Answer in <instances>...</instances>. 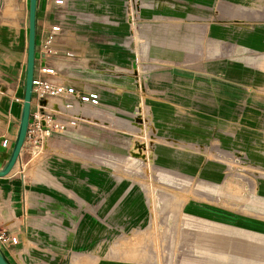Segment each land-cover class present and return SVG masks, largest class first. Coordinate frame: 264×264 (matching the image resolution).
I'll return each instance as SVG.
<instances>
[{"label":"rangeland","instance_id":"374dc122","mask_svg":"<svg viewBox=\"0 0 264 264\" xmlns=\"http://www.w3.org/2000/svg\"><path fill=\"white\" fill-rule=\"evenodd\" d=\"M19 5L20 0H0V31L6 22L16 26L12 62L4 64L9 70L4 74L12 80L19 75L22 96L27 13L25 24L18 21L24 14ZM167 29L189 38L191 45L177 49L151 42L153 30L166 39ZM100 40L128 51L127 68L135 53L140 61L141 53L139 71L126 74L122 66L106 64L107 75L114 79L126 74V91L106 89L111 92L105 125L96 124L94 140L79 141L76 147L64 139L53 147L85 150L90 154L70 156L106 171V205L94 209L98 233L105 234L100 244L106 249V264H264V246L250 242H264V233L226 223L242 224L247 217L264 221V169L254 161L253 131L240 125L239 138L232 135L226 114L216 124L199 119L220 116L213 84L231 66L250 70L248 80L253 84L256 79L263 91L264 0H106V34ZM168 64L169 85L167 76L155 75ZM120 101L136 103L139 116L120 109ZM167 106L173 107L174 123L167 120ZM239 109L247 112L246 107ZM25 149L22 162L30 152ZM190 162L216 172V180L183 171ZM41 166L32 158L23 168L30 179L55 181ZM200 203L219 221L188 213L199 212L195 206Z\"/></svg>","mask_w":264,"mask_h":264},{"label":"crops","instance_id":"0c3cea01","mask_svg":"<svg viewBox=\"0 0 264 264\" xmlns=\"http://www.w3.org/2000/svg\"><path fill=\"white\" fill-rule=\"evenodd\" d=\"M5 9L4 3L3 10ZM18 9H23L24 12L18 15V21L21 22L23 17L26 18L27 0H20ZM55 10L48 0H37L36 23L44 16L53 18ZM61 19L64 25L65 45L82 54L86 64L85 69L70 67L68 69L70 80L83 91L96 92L99 99L96 106L80 105L73 109L83 118L71 128L68 136L72 144L77 147L79 141L96 139L94 134V131L98 132L94 130L96 124L105 125L103 120L106 117V107L109 103L107 99L111 92L106 89L126 91L122 89L124 88L122 81L126 82V74L139 71L138 65L142 54L140 53V61H137L138 54L135 53V60L131 58L129 68H127L126 52L128 51L117 50L112 47L111 41L102 42L100 40V36L106 34V0H68V6L62 13ZM5 25L7 27L0 31V44L4 46L0 47V85L12 80L4 74V72L9 73L4 64L8 66L12 62L10 47L16 42L15 29H13L16 26L11 22H6ZM144 28H148V25L145 24ZM148 31L151 30L148 29ZM153 31L155 41L151 42L155 45L182 49L192 43L189 38L182 39V36L175 33L171 35L168 29L166 39L163 38L161 31ZM106 64L122 66L121 69L127 72L124 75L125 79H114L116 77L107 75ZM249 71L238 65L224 70L221 73V80L213 84L216 90L214 98L218 100L215 107H217L216 111H220V116L200 115L199 119L205 124H216L220 121L218 118L223 119L222 115L226 114L225 119H229L231 124V134H236L238 138L240 125L252 129L255 140L252 144V151L256 156L254 161L257 166L264 169V84L263 91H259L262 88L257 86L256 79L253 80V84L251 80H248L252 75ZM155 73L157 77L167 76L166 83L169 85L171 81L169 64L166 69L156 70ZM206 75L209 74L206 73ZM206 82L212 84V82ZM121 103L122 101L119 104L120 109L125 108L132 112L138 106L136 103L130 106ZM8 106V96L0 92V167L5 162L12 146L19 113L16 103H12L10 110ZM202 106L206 107L205 104ZM240 107H246L247 112L241 113ZM169 108H172V111H169ZM166 113L167 120L174 123L173 107L167 106ZM207 135L208 128L205 130L206 138H208ZM209 135V138L213 137L211 133ZM167 138L175 139V136L167 135ZM182 139H187V136L183 134ZM54 144L51 145L46 158L39 164L55 178V181L44 179L42 182L33 180V177L30 179L28 171H24V168L21 173L18 163L22 160L24 150L19 152L9 171L0 175V227L16 237L15 243L10 244L8 250L2 248L4 255L10 264H76L81 257L82 264H106L108 260L106 249L101 250L100 244V239L105 234L104 232L98 233L101 227L96 225V211L94 210L95 207L97 211L101 210L106 205V171L102 167L88 164L79 157L70 156L73 154L85 156L90 154L89 152L77 149H70L69 152L61 150V152L53 147ZM169 151L167 154L174 156V152ZM206 167L200 168L190 162L184 164L183 171L216 180V172L208 171ZM172 168L179 171L177 167ZM53 177L50 176V178ZM109 203L117 202L114 200ZM195 209L200 213L191 211L188 213L219 221L208 216L204 204H197ZM102 217L106 219V212L102 214ZM241 220L242 224L228 221L226 223L264 233L262 219L247 217ZM257 241L250 242L264 246V242ZM257 251L253 250L251 253L255 254Z\"/></svg>","mask_w":264,"mask_h":264},{"label":"built area","instance_id":"2783aa9c","mask_svg":"<svg viewBox=\"0 0 264 264\" xmlns=\"http://www.w3.org/2000/svg\"><path fill=\"white\" fill-rule=\"evenodd\" d=\"M48 1L51 7L56 9L55 16L41 17L37 23L35 19L29 112L24 139L19 150V152L25 151V148L29 147L30 152L24 162L19 161L20 172L32 158L40 163L46 158L51 145L68 139L71 128L78 121L83 120L74 112L73 109L76 106H96L99 103L96 92L77 88L69 77L70 67L85 69L86 64L84 56L66 46L63 40L64 25L61 15L68 6V0ZM22 19L25 24V17ZM20 84L18 75L13 80L0 85V92L9 98V110L12 103H17L18 108L20 107L22 100L21 93L18 92ZM138 113L139 111L135 108L133 114L139 116ZM15 240V235L0 227L2 252L3 249L8 250L9 245L15 243Z\"/></svg>","mask_w":264,"mask_h":264},{"label":"water","instance_id":"95a60500","mask_svg":"<svg viewBox=\"0 0 264 264\" xmlns=\"http://www.w3.org/2000/svg\"><path fill=\"white\" fill-rule=\"evenodd\" d=\"M37 0H27V33H26V51L24 61L22 100L17 117V125L13 137V143L7 158L0 167V175L6 174L12 167L24 139V133L29 112L31 74L34 59V36L36 19ZM0 264H10L4 253L0 249Z\"/></svg>","mask_w":264,"mask_h":264}]
</instances>
